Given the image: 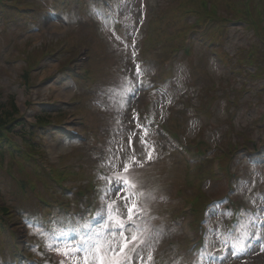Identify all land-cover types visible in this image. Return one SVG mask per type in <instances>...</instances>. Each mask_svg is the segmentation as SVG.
Returning a JSON list of instances; mask_svg holds the SVG:
<instances>
[{
    "label": "rangeland",
    "instance_id": "374dc122",
    "mask_svg": "<svg viewBox=\"0 0 264 264\" xmlns=\"http://www.w3.org/2000/svg\"><path fill=\"white\" fill-rule=\"evenodd\" d=\"M18 1L26 5V9L16 13L9 7L0 8V99L6 102L13 97L19 115L31 121L44 110L51 113L53 121H59L61 114L68 113L63 125L71 118L89 133L86 142H77L59 131L62 125L50 131L40 130L48 132L42 140L46 144L45 151L53 153H49L51 161L56 162L61 154L62 161L69 165L70 176L63 186L69 185L71 189L61 195L57 192V196L72 201L81 193L77 189L84 183L95 181L107 187V180L101 177L125 175L138 184L134 192L142 211L135 223L144 229L145 240L135 251L128 250L130 259L126 258L125 264H140V258L147 261L149 255L152 260L148 264H157L161 259L165 264H213L206 256L192 258L184 251L182 233L187 219L177 223L172 215L190 193L185 187L187 169L182 158L167 147L155 129L167 127L182 140L203 138L213 146L209 155L220 157L227 143H233L238 136L241 142L246 135L256 144V149L248 154L246 148L240 146L233 154L229 171L233 173L230 180L236 193L234 198L243 199L256 211L244 225L246 229L252 224L255 226L253 231L239 236L240 240L244 234L248 235L243 251L238 245L229 246L230 261L264 264V73L260 80L247 77L245 71H237L254 70L246 63L239 64L237 56L244 57L250 43L257 41L256 36L245 29L243 23L228 20L223 21L227 29L209 21L212 26L205 33L206 18L192 34L189 49L184 51L182 36L185 29L194 26L195 16L185 15L183 10L189 7L182 6L188 1L192 7L196 0H112V17L99 0H82L80 4L76 0ZM206 1L217 4L216 16L221 19L236 17L228 9L229 3L235 1L234 12L239 9L236 2L241 5L240 0ZM64 40L66 48L64 44L59 45ZM43 44L50 47L48 54H43ZM85 45L89 46L91 55L87 62L91 75L87 81L75 82L67 70L62 69V63L70 58L75 60L76 51ZM175 46L179 48L178 54L170 55ZM27 54L42 56L39 66L31 70L29 88L20 77ZM256 55L259 59L255 64L264 65V54ZM165 62L168 64L165 80L155 78L153 75L161 73ZM137 65L142 69L139 76L136 75ZM244 83L250 89L249 94L241 88ZM213 85L217 89H213ZM233 87H238L240 93ZM225 92L229 98H236V105L229 107ZM76 99L81 101L76 104ZM60 101H67L68 107H61ZM145 110L154 115L147 125L142 123ZM232 122L235 127H231ZM234 130L244 135H236ZM125 165H129L127 174ZM14 174L23 183L33 182L35 193L39 192V178L32 176L26 167L24 175ZM72 176L76 178L74 181L70 179ZM0 180V196L11 209L9 217H5L7 225L0 223V264H14L19 254L17 248L25 247L19 239L21 233L28 232L25 247L28 258L23 264H53L55 256L65 255L69 249L59 244V251L50 250V239L75 242L78 233L84 231L81 226L87 222L90 227L92 219L87 207L82 214L73 212L79 206L76 202L70 208L51 205L44 210L31 196L33 193L26 191V199L23 198L15 183L2 172ZM201 189L209 198L222 196L226 190L225 179L204 178ZM178 190L182 194H178ZM87 192L90 197L84 201L88 203L93 192L90 189ZM110 200L116 201L126 219L124 201L115 194ZM189 202L194 206L192 213L197 215L193 196ZM82 206L83 203L80 210ZM206 212L213 219L212 244L216 242V248L220 249L233 242L219 238L222 235L219 220L226 212L229 214L221 202L209 205ZM257 219L259 226H256ZM132 234L130 231L129 237ZM237 238L234 244L239 241ZM41 244L46 245V253L39 250ZM65 256L71 264H84L83 255ZM108 257L111 259L112 254L108 253Z\"/></svg>",
    "mask_w": 264,
    "mask_h": 264
},
{
    "label": "snow or ice",
    "instance_id": "6c2138e0",
    "mask_svg": "<svg viewBox=\"0 0 264 264\" xmlns=\"http://www.w3.org/2000/svg\"><path fill=\"white\" fill-rule=\"evenodd\" d=\"M142 69L139 65L136 66V75L139 76ZM129 165H125L124 173H128ZM107 180V187L102 189L103 195L100 197V207L91 217L95 220L100 218L97 226L90 228L87 222L81 227L84 228L83 232H79L75 242L72 240H59L52 237L49 241L48 247L50 250H57V245L65 244L68 247L65 255H83L84 264H125L127 252L129 249L135 251L139 245L144 244L143 231L138 224L135 223L141 214L139 207V197L134 192L138 184L132 181L125 175H118L112 178L101 177ZM115 194L118 199L123 200L127 208V218H123L120 209L115 200H110V197ZM143 195V193H140ZM136 196V199L133 197ZM129 203L131 206L129 207ZM34 227H38L34 225ZM133 234L129 237V232ZM117 235L119 239H117ZM111 237L106 241V237ZM248 235L244 234L242 238L234 244L233 247L239 246V250L243 251L246 246ZM75 249L74 252L71 249ZM108 253L112 254L109 259ZM91 257V259H89ZM152 260V256H148V260L144 261L143 257L140 258V264H148Z\"/></svg>",
    "mask_w": 264,
    "mask_h": 264
},
{
    "label": "trees",
    "instance_id": "16d2710c",
    "mask_svg": "<svg viewBox=\"0 0 264 264\" xmlns=\"http://www.w3.org/2000/svg\"><path fill=\"white\" fill-rule=\"evenodd\" d=\"M230 5H228V9L230 11H232L234 13L235 16H238V14H240L241 12L239 11V9H237L235 12L233 11V5H235V1L232 3H229ZM4 5L9 6V0H6V2L4 3ZM262 33V32H261ZM264 44L262 43H257V45L255 47H253L252 49V54H251V59H247L246 60L250 63H256L258 61V55L256 54H261V52L264 54ZM246 61V62H247ZM256 70L255 73L253 74V76L259 77L261 75H263L264 72V65H256ZM22 77L25 81H27V73L26 71L22 74ZM43 119L38 118V121L41 122ZM19 120V113L17 110V107L15 105L14 99L10 98V102H3L0 99V130L2 128H8L10 129V127L12 126V124L18 123ZM20 121V120H19ZM22 122V121H21ZM2 133H0V138L2 137L1 135ZM4 150H7L9 153H11L13 155L12 160L9 162V165L11 167L16 166L17 171L24 175V165L21 163L20 160H18V158L16 157V150L13 148H11V145H6L4 143H0V155L4 156ZM208 172H210V169H208ZM198 177L201 180V178L203 177V172L198 173ZM0 211L4 213H7L8 210L6 207L1 208L0 207Z\"/></svg>",
    "mask_w": 264,
    "mask_h": 264
}]
</instances>
